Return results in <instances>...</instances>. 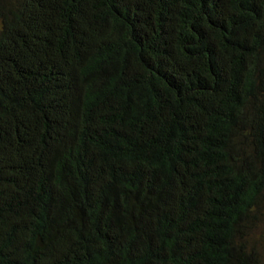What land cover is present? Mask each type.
Returning a JSON list of instances; mask_svg holds the SVG:
<instances>
[{
  "label": "trees",
  "instance_id": "trees-1",
  "mask_svg": "<svg viewBox=\"0 0 264 264\" xmlns=\"http://www.w3.org/2000/svg\"><path fill=\"white\" fill-rule=\"evenodd\" d=\"M263 221L264 0H0V264H262Z\"/></svg>",
  "mask_w": 264,
  "mask_h": 264
},
{
  "label": "rangeland",
  "instance_id": "rangeland-1",
  "mask_svg": "<svg viewBox=\"0 0 264 264\" xmlns=\"http://www.w3.org/2000/svg\"><path fill=\"white\" fill-rule=\"evenodd\" d=\"M260 230L258 229L257 233L262 236L260 239V244H261V253H262V264H264V221L261 225H259ZM258 236V235H257Z\"/></svg>",
  "mask_w": 264,
  "mask_h": 264
}]
</instances>
